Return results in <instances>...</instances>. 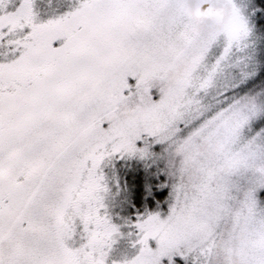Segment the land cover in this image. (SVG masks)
I'll use <instances>...</instances> for the list:
<instances>
[{
  "label": "snow or ice",
  "instance_id": "snow-or-ice-1",
  "mask_svg": "<svg viewBox=\"0 0 264 264\" xmlns=\"http://www.w3.org/2000/svg\"><path fill=\"white\" fill-rule=\"evenodd\" d=\"M0 264H264V0H0Z\"/></svg>",
  "mask_w": 264,
  "mask_h": 264
}]
</instances>
